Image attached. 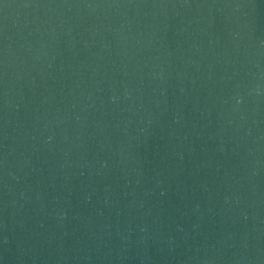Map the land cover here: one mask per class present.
<instances>
[{"label":"water","instance_id":"obj_1","mask_svg":"<svg viewBox=\"0 0 264 264\" xmlns=\"http://www.w3.org/2000/svg\"><path fill=\"white\" fill-rule=\"evenodd\" d=\"M0 264H264V0H0Z\"/></svg>","mask_w":264,"mask_h":264}]
</instances>
